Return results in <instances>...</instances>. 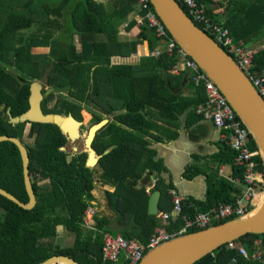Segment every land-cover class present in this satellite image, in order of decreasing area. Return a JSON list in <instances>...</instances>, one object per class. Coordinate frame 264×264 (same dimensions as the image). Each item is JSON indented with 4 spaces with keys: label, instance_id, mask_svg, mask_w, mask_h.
Instances as JSON below:
<instances>
[{
    "label": "trees",
    "instance_id": "16d2710c",
    "mask_svg": "<svg viewBox=\"0 0 264 264\" xmlns=\"http://www.w3.org/2000/svg\"><path fill=\"white\" fill-rule=\"evenodd\" d=\"M138 1L0 0V135L16 136L26 146L36 198L34 208L24 210L0 195V264H39L53 256H67L79 264H101L104 232L146 244L153 229L162 224L157 213H147L151 191H159L157 212L172 209L168 190L173 186L159 175L163 166L145 138L155 142L175 140L183 117L186 126L201 119L194 109L205 102L206 96L201 86L190 83L186 72L170 74L177 57L162 50L164 41L152 28L134 20L141 14ZM175 1L184 9L179 0ZM199 1L208 15L229 28L235 41L242 40L246 45L260 41L262 46H257L252 56L251 71H264V0ZM217 9L224 19L216 15ZM122 26L124 31L138 26L139 31L132 38L120 39ZM143 41H147L150 53L160 49L159 56L143 55L132 63L113 61L117 56L136 53ZM33 48L48 51L34 54ZM5 65L14 71L6 70ZM35 79L46 85L69 86L65 96L55 98L52 105L48 103L53 92L44 100V113L71 114L80 119L79 111L84 106L92 113L91 123L102 119V114L112 118L96 131L91 142L97 154L111 148L93 168L84 166V153L67 161L62 149L65 137L57 125L30 122L27 136L33 141L29 143L24 141L27 122H8L7 108L16 116L29 107V87ZM249 147L257 149L251 137ZM234 154L224 139L212 157L218 167L230 166L231 176L208 172L205 198H183L180 212L171 215L164 225L168 232L183 225L182 215L193 217L219 204L234 202L241 195V185L232 181L244 179L242 169L234 165ZM253 161L256 173L264 175L260 154ZM148 172L155 178L147 193V183L140 181ZM96 173L101 186L113 188L102 191L107 214L95 209L100 206L92 194ZM199 174L202 171L196 165L185 172L189 178ZM45 181L48 183L41 184ZM0 188L28 203L21 156L18 147L7 140L0 141ZM87 206L94 209L91 227L83 223ZM229 219L233 218L213 220L211 224ZM57 227H61L65 240L72 235L71 244L57 243ZM196 230L189 228L185 233ZM256 240L264 243V233H248L236 242L251 252ZM193 264L257 263L222 244Z\"/></svg>",
    "mask_w": 264,
    "mask_h": 264
},
{
    "label": "water",
    "instance_id": "95a60500",
    "mask_svg": "<svg viewBox=\"0 0 264 264\" xmlns=\"http://www.w3.org/2000/svg\"><path fill=\"white\" fill-rule=\"evenodd\" d=\"M149 2L175 42L192 60L198 63L199 68L217 86L243 125L249 130L264 164V102L237 62L209 34L196 25L175 0H149ZM43 87L40 80H33L29 87V107L16 116H13L7 108L8 122L13 125L20 122L55 124L68 140H74L79 136L77 132L79 121L70 114L44 113L41 108L42 100L50 93L64 91L69 86ZM108 121V118H102L87 129L83 140L87 151L85 162L87 168H93L101 155L108 153L111 149L97 154L91 147L96 131ZM4 140L11 141L18 147L28 203L20 202L1 188L0 195L24 210H31L36 204V198L29 174L27 148L16 136L0 135V141ZM158 198V190L150 192L147 198V213H157ZM251 213L250 211L243 216L219 224L171 237L147 250L139 264H193L227 241L237 240L248 233H264V198L260 208L255 213ZM58 263L79 264L67 256H53L39 264Z\"/></svg>",
    "mask_w": 264,
    "mask_h": 264
},
{
    "label": "built area",
    "instance_id": "2783aa9c",
    "mask_svg": "<svg viewBox=\"0 0 264 264\" xmlns=\"http://www.w3.org/2000/svg\"><path fill=\"white\" fill-rule=\"evenodd\" d=\"M179 1L187 16L232 56L264 102V71L259 74H254L251 71L252 56L257 48L246 45L242 40L235 41L229 28L208 15L205 5L199 0ZM138 3L141 14L134 16V20L138 25L145 22L154 30L156 36L164 41L162 50L168 55H176L177 61L170 69V74L178 75L180 72H186L190 83L195 87L203 88L206 100L195 107L194 114L210 121L221 132L222 138L228 140L235 153L234 165L242 169L244 179L243 181L232 179L234 183L242 187L241 195L236 197L234 202L219 204L210 211L196 213L190 218L182 215L183 225L173 232H168L164 225L171 215H177L180 212L183 198L174 189H169L172 209L157 212L156 215L162 224L154 228L146 244H142L135 238L127 239L121 234L110 232L102 234L101 260L110 264H139L147 250L171 237L185 233V230L189 228L203 229L208 227L213 220L220 221L229 217L243 216L254 209L257 195L264 192V175L256 173L253 161L259 151L249 147L251 137L249 130L243 125L217 86L199 68L198 63L192 60L175 42L165 25L155 14L149 0H139ZM160 52V49H155L151 55L159 56ZM149 190V188H145V192L148 193ZM93 213L94 209L91 206L85 208L83 223L86 227L93 225ZM85 215H87V220ZM224 245L226 248L236 249L238 254L247 261L264 264V243L260 240L255 241L256 247L251 252L236 240L227 241ZM234 261V259L231 260V262Z\"/></svg>",
    "mask_w": 264,
    "mask_h": 264
},
{
    "label": "crops",
    "instance_id": "0c3cea01",
    "mask_svg": "<svg viewBox=\"0 0 264 264\" xmlns=\"http://www.w3.org/2000/svg\"><path fill=\"white\" fill-rule=\"evenodd\" d=\"M215 8H219V4H216ZM215 13L219 16L220 20L224 19V15L221 13L220 9L215 10ZM138 31L139 28L136 26L125 32L129 38H132ZM250 46L259 47L262 45L260 41H257L254 44H250ZM135 54L138 55V59L140 56L151 54L148 49L147 41L138 44L137 51L132 54V56ZM107 118L109 120L112 119L110 116ZM185 120L186 118L183 117L181 128L175 140L155 142L149 138L145 139L150 143V147L154 149L155 157L160 159L163 170L159 175L165 183L170 182L172 184L173 188L170 189H174L182 198L191 196L195 199H203L206 195V174L208 172L211 171L212 173H218L224 177H229L232 171L230 166L220 165L218 167L217 164L213 162L214 158L212 156L219 151L220 144L224 140L221 132L216 129L210 121L202 118L195 120L189 126L185 125ZM193 165L198 166L202 174L189 178L185 175V172ZM153 174L154 173L148 172L141 179V183H147L145 188H152L155 178ZM102 189L113 190V188H108L107 186H104ZM100 200V206L97 208L95 207V209H97L99 213L107 214L108 211L105 208L104 202H102V197ZM91 203L94 204L95 202L91 201Z\"/></svg>",
    "mask_w": 264,
    "mask_h": 264
},
{
    "label": "rangeland",
    "instance_id": "374dc122",
    "mask_svg": "<svg viewBox=\"0 0 264 264\" xmlns=\"http://www.w3.org/2000/svg\"><path fill=\"white\" fill-rule=\"evenodd\" d=\"M123 26L120 27V33H119V38L120 39H126V38H129L127 35H126V32L123 30ZM73 44L75 45L76 49H79V44L77 42V38L76 37H73ZM248 46H250V44L247 43ZM47 49L46 48H33L32 49V53L34 54H42V53H47ZM138 59V55L135 54L134 56H130L128 58H121V57H115L113 58V61L115 63H125V62H136V60ZM5 69L8 70V71H14V69L12 68H8L7 65H5ZM43 81V80H42ZM44 82V81H43ZM49 86V85H48ZM58 96H65V92L64 91H61V92H54V97L53 99L50 101V104L48 103V105H52L55 101V98H57ZM88 113V114H87ZM80 114H81V117H82V123H83V127H82V130H81V136H85L86 134V131L88 129V127L91 125V122H90V118H91V114L89 112H87V108L83 106V109L80 110ZM109 117L108 115H104L102 114V118H107ZM28 129H29V124H27L24 128V134H25V139L24 141H27V142H32L33 141V138L27 136V133H28ZM99 173H96L94 174L93 176V185H94V189L92 190V194L94 196V198L99 202L101 201V197H102V191H104L105 189H102L104 188V186H101V184L99 183ZM48 182L45 181V182H42L41 184H47ZM108 188H110V186H107ZM264 195V194H263ZM85 219L87 220V215L84 216ZM212 225V224H211ZM57 232H58V238H57V243H59L61 246H65V243H68V244H71L72 243V235L69 236V240H65L64 237L62 236V232H61V229L60 227H57ZM67 241V242H66ZM240 243V242H238ZM147 252V251H146ZM101 264H110L108 262H104L102 261Z\"/></svg>",
    "mask_w": 264,
    "mask_h": 264
},
{
    "label": "flooded vegetation",
    "instance_id": "af4514ba",
    "mask_svg": "<svg viewBox=\"0 0 264 264\" xmlns=\"http://www.w3.org/2000/svg\"><path fill=\"white\" fill-rule=\"evenodd\" d=\"M37 80V79H36ZM42 83H43V86L44 87H48V85H46L45 82H43L42 80H40ZM51 86V85H49ZM43 87V88H44ZM44 91V89L42 90ZM51 94V93H50ZM49 94V95H50ZM49 95L46 97L48 98ZM44 98L41 102V108H42V111L44 110V106H45V102L44 100L46 99ZM50 104V102H49ZM50 106V105H48ZM83 107H81L80 110H82ZM44 112V111H43ZM80 112V111H79ZM87 112H89L91 114V117H92V113L87 110ZM67 115V114H66ZM71 115V114H70ZM75 120L79 121L80 122V125L77 127V132L79 133V136L77 138H75L74 140H68L65 136V141H64V146L62 147V149L65 151L66 153V159L67 161H70L71 158L77 156L78 154H82L84 153V156H83V164L85 166V162H86V159H87V151H86V148H85V145H84V137L86 136L87 134V131H86V134L85 136H81V130H82V127H83V123H82V117H80V119H77L75 118L73 115H71ZM81 116V114H80ZM91 120V118H90ZM101 120V119H100ZM91 122V121H90ZM96 123V122H95ZM27 124H30V123H27ZM94 124V123H91V125ZM89 128V127H88ZM26 147V146H25Z\"/></svg>",
    "mask_w": 264,
    "mask_h": 264
},
{
    "label": "bare ground",
    "instance_id": "6f19581e",
    "mask_svg": "<svg viewBox=\"0 0 264 264\" xmlns=\"http://www.w3.org/2000/svg\"><path fill=\"white\" fill-rule=\"evenodd\" d=\"M91 158H92V157H91ZM91 158H89V159H91ZM263 194H264V192H263ZM263 194H259V195H257V197H256V199H255V202H254L255 207H254V209L251 211V212H252L251 214L255 213V212L260 208V206L262 205V201H263V198H264V195H263Z\"/></svg>",
    "mask_w": 264,
    "mask_h": 264
}]
</instances>
